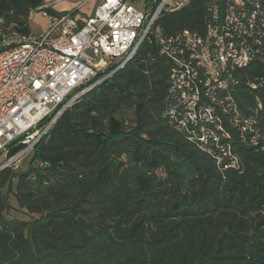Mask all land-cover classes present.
<instances>
[{"label":"trees","instance_id":"16d2710c","mask_svg":"<svg viewBox=\"0 0 264 264\" xmlns=\"http://www.w3.org/2000/svg\"><path fill=\"white\" fill-rule=\"evenodd\" d=\"M44 4L0 0V39L8 28L33 35ZM208 4L191 0L155 28L204 34ZM160 47L151 33L65 110L35 147L46 165L0 172V264H264V138L224 140L238 160L231 167L221 146L180 129ZM238 79L243 118L264 128V61ZM11 193L28 219L9 216Z\"/></svg>","mask_w":264,"mask_h":264},{"label":"built area","instance_id":"2783aa9c","mask_svg":"<svg viewBox=\"0 0 264 264\" xmlns=\"http://www.w3.org/2000/svg\"><path fill=\"white\" fill-rule=\"evenodd\" d=\"M64 1L71 0L37 8L49 24L39 35L0 39V155L5 156L0 172L17 171L65 110L125 67L151 33L170 65L169 113L180 129L198 136L202 146L209 141L221 146L231 167L238 160L224 140L234 132L244 140L254 133L253 144L264 138V128L243 118L235 97L238 73L264 61V0H209L204 34L184 29L171 35L156 29V22L191 0H152L148 12L130 0H75L71 12L52 9ZM92 1L95 7L84 13ZM13 147L18 149L11 154Z\"/></svg>","mask_w":264,"mask_h":264},{"label":"rangeland","instance_id":"374dc122","mask_svg":"<svg viewBox=\"0 0 264 264\" xmlns=\"http://www.w3.org/2000/svg\"><path fill=\"white\" fill-rule=\"evenodd\" d=\"M45 3L46 2H54L55 0H43ZM138 9L144 10L145 12H148L149 9L152 7V0H130ZM146 4H148V7L146 8ZM96 5V3L94 1L90 2V4L87 5V7H85L83 9L84 13H88L90 11V9L94 8ZM77 4L75 3V0H71V1H64V2H60L57 4H54L52 6V9L55 12H59V13H63V12H71L76 8ZM48 21L47 19H45L44 17L41 16V14L39 12H34L31 16V29H32V33L33 35H39L41 32L45 31L46 29H48ZM6 39L10 42H15L18 41L21 37L13 34L12 30H10L8 28V30L6 31ZM35 151L31 152L30 154H28L22 161V163L20 164L19 169L17 170L18 172H23V171H27L28 169H30L32 162L33 164L37 163L38 160L35 159ZM34 160V161H33ZM5 161V156L4 155H0V163H3ZM9 200L11 205L13 206V208L10 210V214L9 216L12 217H17V218H23V219H28L27 215L24 214L22 211H20L17 208V203L15 201V196L11 193L9 196Z\"/></svg>","mask_w":264,"mask_h":264},{"label":"crops","instance_id":"0c3cea01","mask_svg":"<svg viewBox=\"0 0 264 264\" xmlns=\"http://www.w3.org/2000/svg\"><path fill=\"white\" fill-rule=\"evenodd\" d=\"M49 3V2H46V4Z\"/></svg>","mask_w":264,"mask_h":264}]
</instances>
